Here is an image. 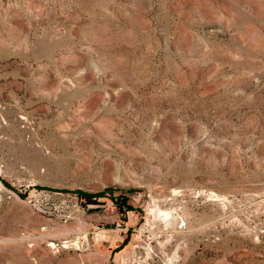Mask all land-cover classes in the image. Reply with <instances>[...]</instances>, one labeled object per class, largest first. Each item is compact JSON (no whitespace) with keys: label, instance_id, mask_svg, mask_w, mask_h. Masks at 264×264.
<instances>
[{"label":"rangeland","instance_id":"1","mask_svg":"<svg viewBox=\"0 0 264 264\" xmlns=\"http://www.w3.org/2000/svg\"><path fill=\"white\" fill-rule=\"evenodd\" d=\"M0 264H264V0H0Z\"/></svg>","mask_w":264,"mask_h":264},{"label":"bare ground","instance_id":"2","mask_svg":"<svg viewBox=\"0 0 264 264\" xmlns=\"http://www.w3.org/2000/svg\"><path fill=\"white\" fill-rule=\"evenodd\" d=\"M171 213H167V215H170ZM102 237V236H101Z\"/></svg>","mask_w":264,"mask_h":264},{"label":"trees","instance_id":"3","mask_svg":"<svg viewBox=\"0 0 264 264\" xmlns=\"http://www.w3.org/2000/svg\"><path fill=\"white\" fill-rule=\"evenodd\" d=\"M88 195V194H87ZM88 196H90V195H88Z\"/></svg>","mask_w":264,"mask_h":264}]
</instances>
